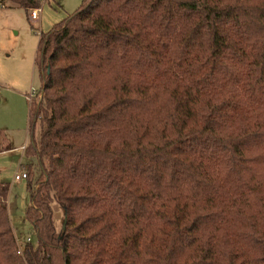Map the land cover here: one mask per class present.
Instances as JSON below:
<instances>
[{"label":"trees","instance_id":"trees-1","mask_svg":"<svg viewBox=\"0 0 264 264\" xmlns=\"http://www.w3.org/2000/svg\"><path fill=\"white\" fill-rule=\"evenodd\" d=\"M36 63V242L0 182V264H264V0H83Z\"/></svg>","mask_w":264,"mask_h":264},{"label":"rangeland","instance_id":"rangeland-1","mask_svg":"<svg viewBox=\"0 0 264 264\" xmlns=\"http://www.w3.org/2000/svg\"><path fill=\"white\" fill-rule=\"evenodd\" d=\"M82 2L39 0L35 7L40 6L41 11L35 20L29 15L32 8L26 11L10 1L0 6V149L4 150L0 153V182L9 188L8 214L19 243L27 238L36 242L24 214L30 203L27 179L16 181L14 176L25 171L29 163L33 173L38 174L39 170L38 158L27 157L22 148L31 141L29 101L37 107L41 100V79L36 63L40 35L72 14ZM38 133L39 121L33 132L34 140L38 139ZM57 208L55 204L54 209ZM61 213L59 209L58 225Z\"/></svg>","mask_w":264,"mask_h":264},{"label":"built area","instance_id":"built-area-1","mask_svg":"<svg viewBox=\"0 0 264 264\" xmlns=\"http://www.w3.org/2000/svg\"><path fill=\"white\" fill-rule=\"evenodd\" d=\"M40 11H41V7H35V8H32L29 15L31 17V19L35 20L38 18L39 14H40ZM40 96H41V93H40ZM32 100H30L29 102L31 103ZM29 103V104H30ZM27 177V172L26 171H23V172H17L14 176L15 180H20V179H23V178H26Z\"/></svg>","mask_w":264,"mask_h":264},{"label":"crops","instance_id":"crops-1","mask_svg":"<svg viewBox=\"0 0 264 264\" xmlns=\"http://www.w3.org/2000/svg\"><path fill=\"white\" fill-rule=\"evenodd\" d=\"M31 138H32V137H31ZM22 146H23V145H22ZM22 146H20V147H22ZM26 146H27V145H26ZM26 146H25V147L23 146V148H22L23 151H25ZM2 152H4V150H1V149H0V153H2ZM20 180H21V179H20ZM20 180H16V181H20Z\"/></svg>","mask_w":264,"mask_h":264},{"label":"water","instance_id":"water-1","mask_svg":"<svg viewBox=\"0 0 264 264\" xmlns=\"http://www.w3.org/2000/svg\"><path fill=\"white\" fill-rule=\"evenodd\" d=\"M65 222H66V217L64 218L63 223H62L63 228L65 227Z\"/></svg>","mask_w":264,"mask_h":264}]
</instances>
